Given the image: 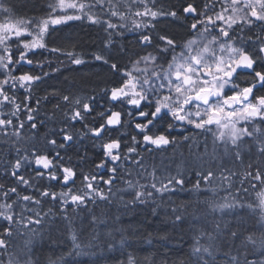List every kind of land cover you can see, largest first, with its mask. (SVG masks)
<instances>
[{"label": "snow or ice", "instance_id": "obj_1", "mask_svg": "<svg viewBox=\"0 0 264 264\" xmlns=\"http://www.w3.org/2000/svg\"><path fill=\"white\" fill-rule=\"evenodd\" d=\"M162 22L179 23L184 37ZM77 24L100 28L102 46L79 50ZM126 31L137 34L143 54L119 43ZM88 55L109 73L98 95L77 94L75 83L34 95L62 69L88 67ZM52 100V114L38 119ZM46 122L52 127L41 135ZM178 127L193 129L182 137L192 141V159L175 168L147 164L142 153L180 143L171 135ZM84 140L100 148L87 170V151H76L75 164L68 155ZM0 145V264H41L36 241L45 225L49 238L67 233L69 256L134 247L141 229L123 226L111 208L128 214L155 205L157 215L166 194L185 191L189 166L196 199L167 215L173 227L189 216L200 225L191 229L194 264H264V0H47L42 15L27 18L0 0ZM117 180L126 188L114 190ZM221 190L227 195L217 199ZM100 205L106 210L97 214ZM257 213L254 224L245 220ZM109 219L121 226L109 227ZM126 264L140 261L128 254Z\"/></svg>", "mask_w": 264, "mask_h": 264}, {"label": "trees", "instance_id": "obj_2", "mask_svg": "<svg viewBox=\"0 0 264 264\" xmlns=\"http://www.w3.org/2000/svg\"><path fill=\"white\" fill-rule=\"evenodd\" d=\"M3 2L8 7L13 8V12L17 17L27 18L30 16H40L43 14V10L47 4V0H3ZM162 3H176L178 0H161ZM160 27H167L168 31L175 34L177 37L181 36L186 30L179 23L170 24L168 22H162ZM68 31V30H66ZM74 36L77 37L78 42L81 44V51L86 53H91L96 51L102 46L101 42L105 38L104 33L98 27H88L86 24L80 25L77 24L72 30ZM119 43L127 46L130 50L139 51L143 54V50L140 49V46L137 43V34L135 32L126 31L124 36L120 38ZM60 59H64L60 57ZM85 59L90 61L88 67L83 66H71V68L76 69L75 71H64L62 69V75L59 77L56 74H53V79L46 80L45 84L37 86V89L34 93L37 97L43 96L45 91H51L48 85H56L60 88H69L73 83L75 87L72 88V91L80 94L81 92L88 95L99 94V90L105 87V81L109 77V73L106 68H101L99 62L91 61V56H85ZM124 63H127L125 60ZM53 66H56L55 63ZM27 70V69H26ZM47 70V69H45ZM67 78L68 83H63L64 78ZM95 90V91H94ZM23 95V91L20 93ZM55 100L43 104L41 107L38 119L43 120L45 115H51L52 109ZM52 124L47 123L45 126L40 127L39 131L41 135L45 132L46 128H51ZM80 127V125H77ZM25 133L31 135L27 129ZM211 137H209V146L211 149ZM203 137H198L199 142L203 143ZM192 143L189 141H182L179 144L177 150L172 151L168 156L173 165L181 164L183 161L191 160L192 157L189 153L188 146ZM6 150V146L0 145V153H3ZM76 151H79L81 155L87 151L89 155V160L87 163L81 162V166L87 170L92 166L93 160H98L100 158V148L96 146L92 147L91 142L84 140L82 144H77L75 150H69L68 155L73 157V163H77ZM63 155V153H62ZM147 164H152L153 162L159 164L160 158L156 156L149 157L146 156ZM103 171V170H102ZM0 176H3V171L0 169ZM135 173H133V178ZM126 179L128 177H125ZM185 178L188 181L185 185V191H178L175 194H166L164 196V209H158L157 215L151 214V207L155 205H145L141 208L130 211L128 214L118 213L117 207L114 205L111 208L112 215H120L121 222L125 227H139L141 231L134 234V239L139 241L134 247L128 248L121 246L116 243L115 247L109 251L99 252L96 249L93 251H98L97 256H69L67 253L72 251V243L70 237L66 232L63 233H51V238H49V232L47 231V225L42 230V238L36 241V253L41 258V264H47V260L61 258L62 264H122V262L127 261L128 254H131L135 257L140 264H143L145 257H155L156 264H160V261L163 260L166 264H194V258L191 257V249L193 245V239L195 233L191 230L193 227H200V225H193L191 223V216H189L188 222L185 224H177L173 227L171 224L170 218L167 215V212L171 206H180L185 205L189 201L196 199V193H190L192 184L195 183L196 176L192 170V167L189 166L185 172ZM3 182V180H0ZM142 183L144 181H141ZM247 186V185H245ZM203 187V186H202ZM114 190L118 188H126L120 180H117L113 186ZM131 191V190H127ZM118 195L123 196L125 200L130 199L129 195H125L124 192L118 193ZM207 195L211 196V193ZM227 195L225 191H219L217 194V199ZM203 199V197H201ZM159 199L157 203H159ZM169 202H172L169 204ZM48 206H45V210ZM91 207V206H90ZM106 210L104 205H100L96 212L100 214L102 211ZM188 213L193 212V208L187 209ZM199 215V213H197ZM219 214H217L218 217ZM257 214L252 215L251 217L245 216V220L248 222L250 220L251 224L256 222ZM212 217H209L211 220ZM226 220L232 221L233 217L231 215L225 217ZM142 222V223H141ZM109 227H120L121 223H114L111 219L108 221ZM38 227V226H37ZM104 231V226H101V232ZM133 235L132 233H128ZM151 234V235H149ZM166 236L167 239L162 240L161 237ZM101 239H106L103 235ZM116 241L119 240V235L115 237ZM148 241H151L150 243ZM20 241H18L19 243Z\"/></svg>", "mask_w": 264, "mask_h": 264}, {"label": "flooded vegetation", "instance_id": "obj_3", "mask_svg": "<svg viewBox=\"0 0 264 264\" xmlns=\"http://www.w3.org/2000/svg\"><path fill=\"white\" fill-rule=\"evenodd\" d=\"M185 31L181 36L177 37L178 40L180 38L184 37ZM177 51H179V49ZM192 131H193V129L191 127H188L187 129H181L178 127V128L171 131V135L177 137V139L180 142H182L183 141L182 137L185 135H189ZM125 139H127L126 135H125ZM179 144L169 145L166 147V150L155 151L152 153L151 157L156 156L158 159L160 158V162L163 160L165 164H173L174 161L172 162V160H170V157H168V156L171 154L172 151H175L178 149ZM97 146L99 147L98 144H97ZM142 154L147 156V153H142Z\"/></svg>", "mask_w": 264, "mask_h": 264}, {"label": "rangeland", "instance_id": "obj_4", "mask_svg": "<svg viewBox=\"0 0 264 264\" xmlns=\"http://www.w3.org/2000/svg\"><path fill=\"white\" fill-rule=\"evenodd\" d=\"M210 140H211V138H210ZM175 166H176V165H173L172 167L175 168ZM248 222H250V220H248Z\"/></svg>", "mask_w": 264, "mask_h": 264}]
</instances>
